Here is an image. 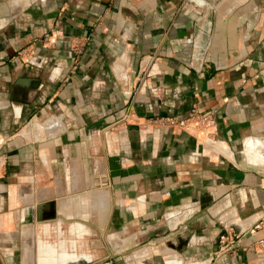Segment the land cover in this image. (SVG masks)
Listing matches in <instances>:
<instances>
[{
	"label": "crops",
	"instance_id": "0c3cea01",
	"mask_svg": "<svg viewBox=\"0 0 264 264\" xmlns=\"http://www.w3.org/2000/svg\"><path fill=\"white\" fill-rule=\"evenodd\" d=\"M193 104L210 138L138 125ZM259 239L264 0H0V264H264Z\"/></svg>",
	"mask_w": 264,
	"mask_h": 264
},
{
	"label": "built area",
	"instance_id": "2783aa9c",
	"mask_svg": "<svg viewBox=\"0 0 264 264\" xmlns=\"http://www.w3.org/2000/svg\"><path fill=\"white\" fill-rule=\"evenodd\" d=\"M34 51H30V54L26 49L19 51V56L23 58V61L30 64ZM134 113L131 109H128L125 121L128 118H132ZM215 124V118L212 111H201L197 104H193L190 114L187 116H180L175 114H165V115H152L148 117H143L142 120L138 122V125L143 131H150L157 127H168L177 132H189L198 133L202 132L205 136L210 138L211 131L209 128ZM257 225L256 227H258ZM239 239V233L235 231L232 225L225 226V229L219 235V254H230L236 249V242ZM257 244L260 247L264 246V239H259Z\"/></svg>",
	"mask_w": 264,
	"mask_h": 264
},
{
	"label": "bare ground",
	"instance_id": "6f19581e",
	"mask_svg": "<svg viewBox=\"0 0 264 264\" xmlns=\"http://www.w3.org/2000/svg\"><path fill=\"white\" fill-rule=\"evenodd\" d=\"M73 255H70V257H72ZM82 259H85V260H90V256H88L86 253H82L80 255V260H78V262L76 264H80L83 260Z\"/></svg>",
	"mask_w": 264,
	"mask_h": 264
},
{
	"label": "clouds",
	"instance_id": "9594fccd",
	"mask_svg": "<svg viewBox=\"0 0 264 264\" xmlns=\"http://www.w3.org/2000/svg\"><path fill=\"white\" fill-rule=\"evenodd\" d=\"M249 162H250V163H257L258 161H252V160H250Z\"/></svg>",
	"mask_w": 264,
	"mask_h": 264
}]
</instances>
